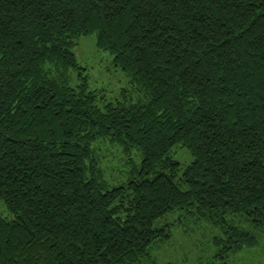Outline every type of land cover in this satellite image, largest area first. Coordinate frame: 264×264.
<instances>
[{"label": "trees", "instance_id": "16d2710c", "mask_svg": "<svg viewBox=\"0 0 264 264\" xmlns=\"http://www.w3.org/2000/svg\"><path fill=\"white\" fill-rule=\"evenodd\" d=\"M81 37L145 102L89 89ZM105 141L126 156L125 184L104 177ZM0 204V264H157L150 247L170 237L157 223L175 211L220 230V264L255 247L264 0H0Z\"/></svg>", "mask_w": 264, "mask_h": 264}, {"label": "rangeland", "instance_id": "374dc122", "mask_svg": "<svg viewBox=\"0 0 264 264\" xmlns=\"http://www.w3.org/2000/svg\"><path fill=\"white\" fill-rule=\"evenodd\" d=\"M73 53L77 63L84 69L89 89L104 92L105 100H121V90H128L132 101L145 102L144 95L129 84L119 71L111 66V57L95 47L94 37H81L76 41ZM98 93V92H97ZM102 96V95H101ZM102 103L100 102L99 105ZM104 177L111 187L125 184L129 177V166L126 156L115 145L107 141L93 145ZM134 162L139 163L137 153L132 155ZM172 159L184 169L190 162L188 153L178 148L172 153ZM0 210L5 209L0 204ZM228 221L242 229H248L245 221L238 217H229ZM166 226L170 231L168 241H156L150 247V255L157 264H220L213 257L217 248L215 237L221 232L208 222L199 219L193 213L175 211L157 223ZM258 243L255 247L233 254L225 264H264V232L257 233Z\"/></svg>", "mask_w": 264, "mask_h": 264}]
</instances>
